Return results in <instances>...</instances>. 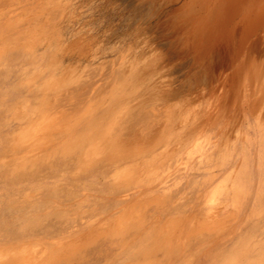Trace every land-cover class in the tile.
<instances>
[{
	"label": "rangeland",
	"instance_id": "1",
	"mask_svg": "<svg viewBox=\"0 0 264 264\" xmlns=\"http://www.w3.org/2000/svg\"><path fill=\"white\" fill-rule=\"evenodd\" d=\"M0 264H264V0H0Z\"/></svg>",
	"mask_w": 264,
	"mask_h": 264
},
{
	"label": "bare ground",
	"instance_id": "2",
	"mask_svg": "<svg viewBox=\"0 0 264 264\" xmlns=\"http://www.w3.org/2000/svg\"><path fill=\"white\" fill-rule=\"evenodd\" d=\"M120 221V220H119Z\"/></svg>",
	"mask_w": 264,
	"mask_h": 264
}]
</instances>
